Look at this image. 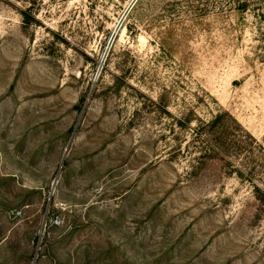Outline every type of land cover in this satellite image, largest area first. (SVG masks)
I'll return each mask as SVG.
<instances>
[{
	"label": "rangeland",
	"instance_id": "374dc122",
	"mask_svg": "<svg viewBox=\"0 0 264 264\" xmlns=\"http://www.w3.org/2000/svg\"><path fill=\"white\" fill-rule=\"evenodd\" d=\"M255 184L264 0H0V264H264Z\"/></svg>",
	"mask_w": 264,
	"mask_h": 264
},
{
	"label": "trees",
	"instance_id": "16d2710c",
	"mask_svg": "<svg viewBox=\"0 0 264 264\" xmlns=\"http://www.w3.org/2000/svg\"><path fill=\"white\" fill-rule=\"evenodd\" d=\"M23 15L25 17V21L29 22L27 13L23 12ZM227 117L232 119L230 114L227 111H224L218 112L210 120H202L200 118H196L199 121V124L196 127L197 134H199L200 137H203V140L206 142L208 147H211L209 149H212L216 155H220V153H222L223 151H230L232 149L234 150V147H236L239 154L237 153L235 156H233L234 158L240 157V159H242L241 157H245L246 153H249L250 155L252 153L257 154L255 155V157L257 158L258 153L263 150V147L261 145H258L259 143L250 134L247 136L237 135L236 131L232 130L231 126L229 125ZM194 120L195 118L193 114H187L184 118H182V120L179 121V124L182 126L189 125ZM233 121L235 120L233 119ZM254 144L257 148H254ZM255 149H258V151L254 152ZM247 170L248 169H245V166L236 168V172L238 173V175L242 178H245V176L249 173L250 175H253L256 167H252L251 169H249V171ZM254 188L256 190V193H258V199L264 202V198H261V196L264 195L263 188L258 184H255Z\"/></svg>",
	"mask_w": 264,
	"mask_h": 264
}]
</instances>
